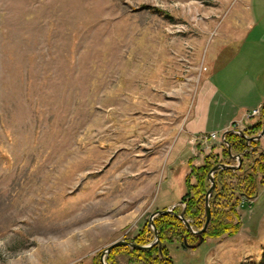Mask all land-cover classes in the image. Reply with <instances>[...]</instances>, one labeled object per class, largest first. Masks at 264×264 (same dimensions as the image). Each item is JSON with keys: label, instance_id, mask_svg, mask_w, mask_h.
Masks as SVG:
<instances>
[{"label": "rangeland", "instance_id": "obj_1", "mask_svg": "<svg viewBox=\"0 0 264 264\" xmlns=\"http://www.w3.org/2000/svg\"><path fill=\"white\" fill-rule=\"evenodd\" d=\"M248 12V0H0V264H96L154 232L189 161L248 126L216 140L187 128L212 52ZM240 201L237 234L175 236L174 264H264V185ZM135 250L106 262L159 264Z\"/></svg>", "mask_w": 264, "mask_h": 264}, {"label": "trees", "instance_id": "obj_2", "mask_svg": "<svg viewBox=\"0 0 264 264\" xmlns=\"http://www.w3.org/2000/svg\"><path fill=\"white\" fill-rule=\"evenodd\" d=\"M149 9L153 8L149 7ZM153 11L164 15L160 10L153 9ZM263 126L264 106L258 121L248 125L243 132L248 137L257 136ZM226 141L231 146L232 154L241 156L242 164L237 171L220 169L214 174L216 187L210 198L212 218L207 231L203 233L205 239L237 234L242 225L237 210L241 205L240 200L255 198L259 187L264 185V146L261 140L248 143L241 135L228 132ZM221 164H235L229 154L228 146L223 143L212 146L209 154H203L202 162L195 164L193 160L189 161L190 171L185 178L186 190L180 201L182 205L174 209V214H164L154 220L159 232V242L149 249L135 250L139 255L145 256L153 263L159 260V264H174V260L169 255L168 244L173 243L176 236L186 247L196 237L189 232L178 216L185 208V217L191 220V225L199 230L204 227L206 197L211 188L209 174L215 166ZM152 233L154 232L146 227L143 233L135 238L136 244L146 245ZM116 250L117 248L111 251L110 259L113 258ZM96 264L102 263L99 261Z\"/></svg>", "mask_w": 264, "mask_h": 264}, {"label": "crops", "instance_id": "obj_3", "mask_svg": "<svg viewBox=\"0 0 264 264\" xmlns=\"http://www.w3.org/2000/svg\"><path fill=\"white\" fill-rule=\"evenodd\" d=\"M248 10L249 20L242 36L211 54L215 69L207 94L187 125L191 135H222L234 126L243 129L259 119L246 120L245 115L264 106V0H248ZM234 43L238 47L225 55Z\"/></svg>", "mask_w": 264, "mask_h": 264}, {"label": "water", "instance_id": "obj_4", "mask_svg": "<svg viewBox=\"0 0 264 264\" xmlns=\"http://www.w3.org/2000/svg\"><path fill=\"white\" fill-rule=\"evenodd\" d=\"M232 132H234V131H232ZM238 134L241 135L242 137L246 138L248 143L252 142V141H257V140H260L264 136V126H263V129L260 132V134H258L257 136L248 137L244 134L243 131H238ZM225 136H226V133L223 135V142H225V144H227L231 158L233 160L237 161L238 164L237 165H229V164L217 165L212 169L211 173L209 174V181L211 182V188L209 189V191L207 193V197H206V222H205L204 227L199 231L195 230L192 227L190 221L188 219H186V217H185V213H186L185 208L182 211V213L178 216V218L183 222V224L186 226V228L189 230L190 233L197 234V235L201 236V241L199 242L198 245H200L202 243V241L204 240L203 233L206 232V230L208 229V226H209L211 218H212L210 198L213 195L215 187H216L214 174L220 169H231L233 171H237V170H239V168L241 167V164H242L241 156L232 154L231 146L226 142ZM179 205H182V202H179L178 204L173 205L171 208H169L167 210L156 211L155 213L152 214V216L150 218L149 226L154 230V233H155V240L153 243H151L149 245L142 246V245H138L134 242H128L125 240L117 241V242L111 244L107 249H105L103 251L102 258H101L102 264H107L106 258L108 257L109 253L117 247L126 246V247L136 248L139 250H145V249H149V248L153 247L155 244H157L159 242V232H158L157 227L155 226L154 218L157 216L164 215V214H174V209Z\"/></svg>", "mask_w": 264, "mask_h": 264}, {"label": "built area", "instance_id": "obj_5", "mask_svg": "<svg viewBox=\"0 0 264 264\" xmlns=\"http://www.w3.org/2000/svg\"><path fill=\"white\" fill-rule=\"evenodd\" d=\"M261 115V109H255L252 112L245 115L246 120H251L252 118H255L257 116ZM218 138L217 133H211L207 137V140H216ZM210 153V149L207 151V154Z\"/></svg>", "mask_w": 264, "mask_h": 264}]
</instances>
